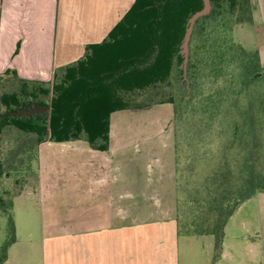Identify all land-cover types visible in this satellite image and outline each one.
<instances>
[{
  "label": "rangeland",
  "instance_id": "rangeland-1",
  "mask_svg": "<svg viewBox=\"0 0 264 264\" xmlns=\"http://www.w3.org/2000/svg\"><path fill=\"white\" fill-rule=\"evenodd\" d=\"M235 39L248 51L261 47L264 22L253 17L236 28ZM172 89L160 86L138 93L128 109L114 113L105 152L88 150L86 141L37 144L36 138L16 130L0 137V264H42L44 238L54 231L50 226L75 224V181L58 183L50 177L72 173L61 160L78 155L85 162L97 159L99 173L130 178L125 203L130 202L132 221L178 215L186 223L193 194L198 190L204 198L211 178H220L233 191L264 180V71L255 80L236 72L234 92L214 121L182 107L179 98L176 113L166 102ZM3 91L2 86L0 95ZM4 111L0 103V113ZM81 144L85 149L76 153ZM50 146H56L60 159L57 171L43 164V158L53 157ZM234 216L228 234H244L239 224L250 222L251 216L245 209ZM215 253L214 236H181L180 264H213ZM234 257L221 264H258L246 250Z\"/></svg>",
  "mask_w": 264,
  "mask_h": 264
},
{
  "label": "trees",
  "instance_id": "trees-1",
  "mask_svg": "<svg viewBox=\"0 0 264 264\" xmlns=\"http://www.w3.org/2000/svg\"><path fill=\"white\" fill-rule=\"evenodd\" d=\"M204 7L205 0H136L104 42L88 46L80 61L56 69L50 82L13 71L0 74L5 88L0 137L16 130L37 144L84 140L105 152L112 115L128 109L138 93L160 86L174 88L166 102L176 113L179 98L182 107L214 121L234 92L236 72L255 80L264 66L257 50L248 51L235 39L236 28L253 21L250 0H210L209 11L193 25L186 51L191 19ZM225 184L211 178L204 198L198 190L193 194L186 223L176 218L180 236H214L213 264L230 218L242 203L264 193V180L234 191Z\"/></svg>",
  "mask_w": 264,
  "mask_h": 264
},
{
  "label": "crops",
  "instance_id": "crops-1",
  "mask_svg": "<svg viewBox=\"0 0 264 264\" xmlns=\"http://www.w3.org/2000/svg\"><path fill=\"white\" fill-rule=\"evenodd\" d=\"M135 2L0 0V74L13 71L24 79L50 82L56 69L80 61L88 46L104 42ZM250 3L254 21L264 22V0ZM254 46L264 66V43ZM55 147L50 146L53 157L43 158V164L57 171L60 159L55 157ZM84 149L81 144L75 151ZM59 164L72 173L50 177L58 183L75 181L79 215L74 225L55 222L50 226L54 231L44 238L42 264H180L181 236L175 218L132 221L130 202L125 203L130 178L101 174L97 159L85 162L79 155ZM243 209L251 216L250 222L239 224L245 233L228 234L230 220ZM234 215L226 225L216 264L226 258L235 261L234 255L245 250L256 263L264 264V193L242 203Z\"/></svg>",
  "mask_w": 264,
  "mask_h": 264
},
{
  "label": "water",
  "instance_id": "water-1",
  "mask_svg": "<svg viewBox=\"0 0 264 264\" xmlns=\"http://www.w3.org/2000/svg\"><path fill=\"white\" fill-rule=\"evenodd\" d=\"M210 9V0H205V7L202 11L196 13L192 19H191V26H190V29L188 31V34H187V38H186V44H185V47H186V51L188 50L187 49V46H188V41H189V38H190V35H191V32H192V29H193V25L195 23V21L202 15L206 14Z\"/></svg>",
  "mask_w": 264,
  "mask_h": 264
}]
</instances>
